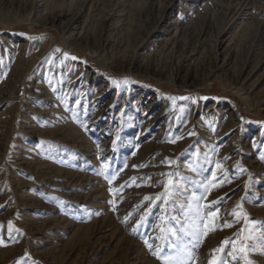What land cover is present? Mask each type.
Listing matches in <instances>:
<instances>
[{
  "label": "rangeland",
  "instance_id": "1",
  "mask_svg": "<svg viewBox=\"0 0 264 264\" xmlns=\"http://www.w3.org/2000/svg\"><path fill=\"white\" fill-rule=\"evenodd\" d=\"M0 241V264H264V0H0Z\"/></svg>",
  "mask_w": 264,
  "mask_h": 264
},
{
  "label": "snow or ice",
  "instance_id": "2",
  "mask_svg": "<svg viewBox=\"0 0 264 264\" xmlns=\"http://www.w3.org/2000/svg\"><path fill=\"white\" fill-rule=\"evenodd\" d=\"M218 167H219V165H218ZM214 179H215V174H214ZM109 183H111V180L109 181ZM219 183L222 184L223 183V180H220ZM215 186L216 185L214 184L213 187H215ZM164 187H165V192L167 193L168 192V188H169L168 184H165ZM145 199L147 200L149 198L148 197H145ZM157 199H160V197H157ZM212 203L214 204V203H217V202L216 201H213ZM237 207H239V205ZM205 208L208 209V210L203 214V216H207L208 222L205 223L204 220H203V216H202L201 217V221L196 225V231L193 233V236H194V238L197 241H199L201 239V232H200L201 224H203V227L205 229V231L203 232V236H207L208 235V232L215 231L216 228H217V225L215 223V220L218 218L216 216V211L213 210V209H211V206L210 205H205ZM233 214L236 215V216H239L240 215L239 212H235V211H234ZM245 219H246V217H245ZM221 227L228 228V227H231V224L224 223ZM145 243L147 244V241H145ZM228 244H231L232 245V251L231 252H228L227 255H233V253H235L236 251H240L241 253H245V251H246L243 247H241L240 249H237L236 242L235 241L230 240V239H225L222 242L221 246L219 248H217V249L214 250V254L216 252L224 253V251H225L224 246L225 245H228ZM0 246H3V241H0ZM195 246H197V245H194V247ZM157 258L159 259L160 257L157 256ZM233 259H236V257L234 255H233ZM209 264H225V262H224V260H223L222 257L217 258L214 255V258L209 261Z\"/></svg>",
  "mask_w": 264,
  "mask_h": 264
},
{
  "label": "bare ground",
  "instance_id": "3",
  "mask_svg": "<svg viewBox=\"0 0 264 264\" xmlns=\"http://www.w3.org/2000/svg\"><path fill=\"white\" fill-rule=\"evenodd\" d=\"M68 32H73L75 31V25L74 23H71L69 26H67V30Z\"/></svg>",
  "mask_w": 264,
  "mask_h": 264
}]
</instances>
